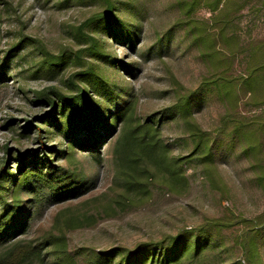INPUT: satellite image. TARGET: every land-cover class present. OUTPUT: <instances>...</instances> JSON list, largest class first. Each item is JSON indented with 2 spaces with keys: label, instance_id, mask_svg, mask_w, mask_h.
Here are the masks:
<instances>
[{
  "label": "rangeland",
  "instance_id": "rangeland-1",
  "mask_svg": "<svg viewBox=\"0 0 264 264\" xmlns=\"http://www.w3.org/2000/svg\"><path fill=\"white\" fill-rule=\"evenodd\" d=\"M1 1L8 4L9 12H5L7 9L0 3V65L7 56L13 55L14 59H6L7 63L0 70V167L15 174L17 166L13 163L19 158L27 161L34 155L41 159L43 155L54 153L41 148L36 141V127L46 126L41 119L46 117L50 107L35 104V94L57 87L65 95L75 96L80 89L77 80L84 70L83 64L93 60L89 51L93 43L89 37L103 41L106 36L99 30L92 33L84 26L85 21L100 10L98 2ZM115 1L120 7L118 15L128 14L127 26L134 23L137 29L132 48L128 43L108 41L107 51L118 61L132 63L133 71L127 76L117 68L105 66L102 67L105 75L110 76V81L129 87L137 115L158 124L173 157H185L193 146L183 126L171 116L170 108L177 93H192L198 89L203 77L210 74L209 62L200 55L202 47H190L185 40L183 31L176 25L177 12L170 7L169 0ZM125 4L130 5L131 10H126ZM198 17L206 19L209 13L201 10ZM237 18L231 30L241 37L240 44L264 39V2L246 7ZM116 29L118 31L119 27ZM22 37L34 42H27L31 45L21 52L10 53ZM35 41L42 43L49 54L67 58V66L54 76L40 72L37 49L41 48ZM242 60V55L235 60L236 74L242 72ZM72 82L77 85L74 87ZM112 92L106 96L105 103L99 96L90 94L94 101H100L111 111L123 99H128L118 93L117 88ZM229 111L227 101L220 102L210 94L200 93L193 104L194 120L211 133V138L220 124V117ZM237 111L248 115L264 114V106L253 109L240 102ZM27 122L32 123L29 130ZM50 133L43 139L45 146L63 150L65 139L54 137L52 129ZM99 147L100 164L82 162V156L75 157V168L83 174L87 187L82 189L83 194L60 203L43 204L39 216L29 222L26 240L47 231L63 235L68 254L76 264H95L96 257L110 249H152L167 238L213 219L221 221L223 226L210 235L219 249L210 252L204 264L242 261L239 256L241 231L248 222H255L264 215V189L253 183L249 160L239 155L238 145L227 150V142H221L210 171L196 160L183 164L188 184L185 189L169 192L156 183L144 200L135 199L127 205L116 203L121 200L112 186L114 170L105 140ZM49 160L71 168L64 159ZM260 235L259 252L264 260V227L260 228Z\"/></svg>",
  "mask_w": 264,
  "mask_h": 264
},
{
  "label": "trees",
  "instance_id": "trees-1",
  "mask_svg": "<svg viewBox=\"0 0 264 264\" xmlns=\"http://www.w3.org/2000/svg\"><path fill=\"white\" fill-rule=\"evenodd\" d=\"M89 1L100 3L101 8L85 21L84 26L92 33L101 31L106 38L102 41L89 37L93 43L89 48L93 60L84 63V70L78 75L80 89L75 96L65 95L57 87L35 94V104L50 107L41 120L51 126L54 137L65 139L64 149L47 148L43 139L51 134V129L36 127V141L41 148L54 153L43 155L41 159L34 155L27 161L24 157L19 158L13 163L17 166L15 174L0 167V264H76L68 254L63 235L47 231L30 241L25 235L30 228L29 222L39 216L43 204L60 203L83 194L82 189L87 187L83 174L75 168V157L82 156V162L102 163L99 156L102 140H105L112 160V186L121 200L116 202L117 205L144 200L156 183L169 192L185 189L188 184L182 165L196 160L210 171L215 164V152L224 141L227 150L238 145L239 155L249 160L253 183L264 189V114L248 115L237 111L240 102L253 109L264 106V39L240 44L241 37L231 30L246 7L264 0H169L170 7L177 12L176 25L183 31L185 40L190 47H202L200 55L210 66V74L203 77L198 89L192 93H177L170 108L171 116L183 126L193 146L187 156L178 158L171 155V148L164 142L158 124L137 115L129 87L110 81L102 68H117L125 75H131L133 64L118 61L107 51V46L111 41L128 43L132 48L137 25L127 26L129 16L118 15L120 7L115 0ZM0 3L8 13V4L1 0ZM124 7L131 10L130 5ZM201 10H206L209 17L199 18ZM27 42L34 41L19 38L9 52H21L31 45ZM35 42L41 48L37 49L40 72L54 76L67 66V58L53 56L42 43ZM239 55L243 58V68L236 74L235 60ZM6 59L12 60L14 56L4 58L0 70L7 63ZM72 83L74 87L77 85ZM113 88L128 98L123 99L115 110L110 111L91 97L90 93H93L105 103ZM200 93L210 94L220 102L227 101L231 108L220 117L213 138L193 118V104ZM31 126L32 123L27 122L28 130ZM50 158L64 159L71 168L57 165ZM220 222L207 220L203 226L167 238L152 249H110L100 253L95 264H204L209 253L219 249L210 235L221 230ZM261 227H264V215L255 222H248L241 231L239 256L242 261L238 264H264L259 252Z\"/></svg>",
  "mask_w": 264,
  "mask_h": 264
}]
</instances>
